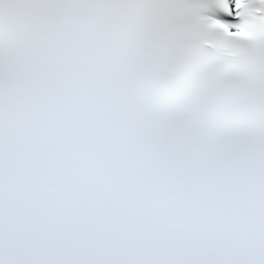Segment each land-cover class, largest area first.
I'll return each mask as SVG.
<instances>
[{
  "label": "snow or ice",
  "instance_id": "1",
  "mask_svg": "<svg viewBox=\"0 0 264 264\" xmlns=\"http://www.w3.org/2000/svg\"><path fill=\"white\" fill-rule=\"evenodd\" d=\"M0 264H264V0H0Z\"/></svg>",
  "mask_w": 264,
  "mask_h": 264
}]
</instances>
